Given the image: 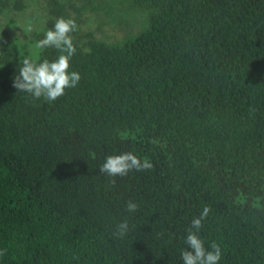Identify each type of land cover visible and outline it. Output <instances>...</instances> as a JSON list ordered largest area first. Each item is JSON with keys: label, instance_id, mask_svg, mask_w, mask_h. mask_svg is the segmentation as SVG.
Wrapping results in <instances>:
<instances>
[{"label": "trees", "instance_id": "16d2710c", "mask_svg": "<svg viewBox=\"0 0 264 264\" xmlns=\"http://www.w3.org/2000/svg\"><path fill=\"white\" fill-rule=\"evenodd\" d=\"M117 1V43L0 30V264H264V0Z\"/></svg>", "mask_w": 264, "mask_h": 264}, {"label": "rangeland", "instance_id": "374dc122", "mask_svg": "<svg viewBox=\"0 0 264 264\" xmlns=\"http://www.w3.org/2000/svg\"><path fill=\"white\" fill-rule=\"evenodd\" d=\"M63 19L50 6L48 0H26L23 9L2 10L0 30L14 40L15 47L30 50L36 42L54 34L61 38L70 31L65 21H76L79 43L89 38L117 43L139 32L146 23L147 13L117 0H59ZM46 22L51 25L47 28ZM63 31V32H61Z\"/></svg>", "mask_w": 264, "mask_h": 264}]
</instances>
